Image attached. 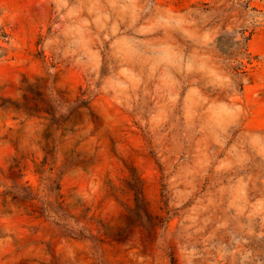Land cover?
<instances>
[{
	"label": "rangeland",
	"instance_id": "1",
	"mask_svg": "<svg viewBox=\"0 0 264 264\" xmlns=\"http://www.w3.org/2000/svg\"><path fill=\"white\" fill-rule=\"evenodd\" d=\"M0 264H264V0H0Z\"/></svg>",
	"mask_w": 264,
	"mask_h": 264
}]
</instances>
